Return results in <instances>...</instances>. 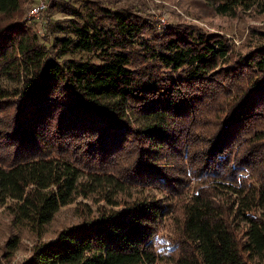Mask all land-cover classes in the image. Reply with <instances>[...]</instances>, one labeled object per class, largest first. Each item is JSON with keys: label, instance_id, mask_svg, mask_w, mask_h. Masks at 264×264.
I'll use <instances>...</instances> for the list:
<instances>
[{"label": "trees", "instance_id": "16d2710c", "mask_svg": "<svg viewBox=\"0 0 264 264\" xmlns=\"http://www.w3.org/2000/svg\"><path fill=\"white\" fill-rule=\"evenodd\" d=\"M82 2L49 1L68 15L49 39L25 0H0V204L34 232L78 196L111 205L78 201L18 264H264V42ZM188 2L264 15V0Z\"/></svg>", "mask_w": 264, "mask_h": 264}, {"label": "rangeland", "instance_id": "374dc122", "mask_svg": "<svg viewBox=\"0 0 264 264\" xmlns=\"http://www.w3.org/2000/svg\"><path fill=\"white\" fill-rule=\"evenodd\" d=\"M27 9L25 19L43 37L51 36L48 31L49 23L53 20H64L68 17L61 10H48L50 0H44L47 7L38 17L29 14V9L37 0H25ZM73 6H83L82 0H65ZM111 8L133 5L138 12L149 14L157 20L158 25H164L170 21L180 19L194 21L209 30L219 31L229 38L230 43L236 50H245L250 44L264 42V15L253 9L243 10L237 17L214 16L199 18L195 16L196 10L189 4L188 0H98ZM194 13V14H193ZM252 26V27H251ZM256 28V29H254ZM50 39V38H49ZM47 41H50V40ZM134 189V188H133ZM143 191H146L145 189ZM134 190L131 191L133 194ZM78 201L83 203L82 208L87 213H92L99 205L111 207L105 200L95 201L93 197L84 198L78 196L74 201L61 205L55 213L54 218L37 232L30 229L28 225H16L6 208V204H0V264H18L30 253V248L35 240L49 239L54 236L57 229L65 225L75 224L81 216ZM117 207V206H115ZM13 230L19 236V242L10 256L2 255V244L8 234Z\"/></svg>", "mask_w": 264, "mask_h": 264}, {"label": "built area", "instance_id": "2783aa9c", "mask_svg": "<svg viewBox=\"0 0 264 264\" xmlns=\"http://www.w3.org/2000/svg\"><path fill=\"white\" fill-rule=\"evenodd\" d=\"M47 7V4L44 0H37L29 9V14L33 17H38L39 14L44 11Z\"/></svg>", "mask_w": 264, "mask_h": 264}]
</instances>
